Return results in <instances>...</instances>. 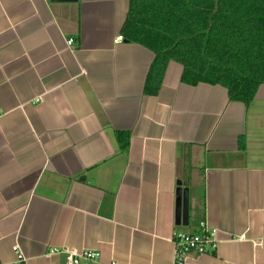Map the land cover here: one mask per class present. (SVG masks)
<instances>
[{"label":"crops","instance_id":"0c3cea01","mask_svg":"<svg viewBox=\"0 0 264 264\" xmlns=\"http://www.w3.org/2000/svg\"><path fill=\"white\" fill-rule=\"evenodd\" d=\"M128 3L0 0V264L14 246L24 264H172L201 222L218 246L185 264H264V83L246 107L170 61L144 97L154 55L120 36Z\"/></svg>","mask_w":264,"mask_h":264},{"label":"trees","instance_id":"16d2710c","mask_svg":"<svg viewBox=\"0 0 264 264\" xmlns=\"http://www.w3.org/2000/svg\"><path fill=\"white\" fill-rule=\"evenodd\" d=\"M119 34L154 55L144 97L157 95L170 61L182 84L221 86L246 107L264 83V0H129ZM116 140L128 149V134Z\"/></svg>","mask_w":264,"mask_h":264},{"label":"built area","instance_id":"2783aa9c","mask_svg":"<svg viewBox=\"0 0 264 264\" xmlns=\"http://www.w3.org/2000/svg\"><path fill=\"white\" fill-rule=\"evenodd\" d=\"M67 46L73 44V40L69 39L66 42ZM173 258L172 264H185V258L189 254L204 255L215 252L218 246L216 231L208 228L201 222L199 229L195 233H174L173 236ZM12 251L15 255L14 264H24L26 258L21 250L14 246ZM99 254L96 252H65V264H90L98 261Z\"/></svg>","mask_w":264,"mask_h":264},{"label":"water","instance_id":"95a60500","mask_svg":"<svg viewBox=\"0 0 264 264\" xmlns=\"http://www.w3.org/2000/svg\"><path fill=\"white\" fill-rule=\"evenodd\" d=\"M189 217L188 189L179 185L175 192L174 224L177 227H186Z\"/></svg>","mask_w":264,"mask_h":264}]
</instances>
